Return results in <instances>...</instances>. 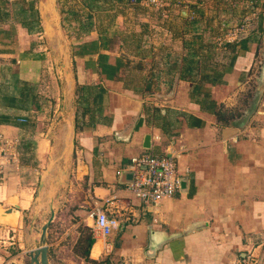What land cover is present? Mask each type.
<instances>
[{"label":"crops","instance_id":"crops-1","mask_svg":"<svg viewBox=\"0 0 264 264\" xmlns=\"http://www.w3.org/2000/svg\"><path fill=\"white\" fill-rule=\"evenodd\" d=\"M7 1L0 132L16 154L0 172V264H29L50 204L47 264H239L248 254L262 264L264 0H171L168 13L144 0H74L72 37L71 7ZM247 16L244 35L218 46ZM146 135L160 138L153 154L179 151L188 171L185 192L155 207L125 188ZM105 201L119 223L108 237L88 216Z\"/></svg>","mask_w":264,"mask_h":264},{"label":"built area","instance_id":"built-area-1","mask_svg":"<svg viewBox=\"0 0 264 264\" xmlns=\"http://www.w3.org/2000/svg\"><path fill=\"white\" fill-rule=\"evenodd\" d=\"M171 0H144V5L150 9L168 13ZM176 5L185 4L184 0H174ZM131 4H136L132 1ZM252 25L250 17H245L239 25L226 31L224 35L218 37V46L224 42L231 43L240 39L246 29ZM19 122L25 120L19 119ZM154 141H159V137H151ZM16 141L8 140L0 132V172L5 162L15 160ZM180 156L179 151H171L164 155H155L152 146L149 150H144L139 156L132 158L124 172L130 175V180L125 184L126 190L134 199L143 205L157 206L164 200L171 199L179 192L180 182L188 175V171L179 173L177 160ZM12 160V161H11ZM123 171L116 174L120 176ZM104 206V208H103ZM103 206L93 205L88 212V216L94 221V230L102 237H108L113 231L117 230L118 220L112 215L109 202L105 201ZM239 264H257L251 254L246 255Z\"/></svg>","mask_w":264,"mask_h":264},{"label":"water","instance_id":"water-1","mask_svg":"<svg viewBox=\"0 0 264 264\" xmlns=\"http://www.w3.org/2000/svg\"><path fill=\"white\" fill-rule=\"evenodd\" d=\"M185 14H186V12H185V10H183L181 16L185 17ZM262 80H264V75L262 77ZM62 101L64 103V96H62ZM142 148L144 150H149L151 148L149 135H146L144 137L143 143H142ZM128 178H129L128 180H130L129 174H128ZM187 184H188L187 179H183L180 182V185H179V192L180 193L185 192V190L187 188ZM48 211H49V217H48L47 221L42 225V227L39 230V238H38L36 246L32 250H30L26 255L29 259V264H47V248L45 245V237H46V231L48 229V226H49L50 222L52 221L54 213H55L52 204H50L48 206ZM11 212H12V210L8 211V213H11ZM157 248L160 249L161 246L159 245L158 247H156V249ZM144 253H145L146 257L151 258L154 256L155 248L153 247V240L152 239H150L149 247L144 251ZM262 264H264V260H263Z\"/></svg>","mask_w":264,"mask_h":264},{"label":"rangeland","instance_id":"rangeland-1","mask_svg":"<svg viewBox=\"0 0 264 264\" xmlns=\"http://www.w3.org/2000/svg\"><path fill=\"white\" fill-rule=\"evenodd\" d=\"M1 1V7H3L4 9H7L8 11H10V5H11V1L9 2V1H7V0H0ZM18 2H23V3H33V5L35 6L36 4H37V2H38V0H17ZM32 1V2H31ZM169 1V0H168ZM171 2V1H170ZM51 3H52V6L53 7H55V8H59V9H64V6H65V9H67L68 10V7H71V11L66 15H63V20H65L64 21V33H65V35L68 37H72V36H74L73 35V32H74V30H73V26H72V24L74 23V18H75V15H74V7L73 6H68V4L67 3H69V5H74V0H51ZM207 6V5H206ZM146 7V6H145ZM148 8V7H147ZM11 9H13V10H11V11H13L11 14H13L14 16V18H22V16L23 15H19V13L18 14H16V12H14L15 11V9H18V8H11ZM16 11H18V10H16ZM67 13V12H66ZM149 14V13H148ZM28 14H26L25 16H27ZM10 19H11V16L10 17H5L4 19H3V21H0V25L2 26H8L9 25V23L12 21H10ZM4 23V24H3ZM9 33V32H8ZM53 77V78H52ZM49 78L50 79H52V82H53V84H54V86L56 87V86H58V83H57V81H56V77L55 76H51V77H49L48 76V80H49ZM59 212V211H58ZM79 231H83V233L81 234L82 236H83V240L84 241H86V238H87V236H88V230L87 229H85V228H81L80 227V230ZM84 245H85V242H84ZM76 248H77V250H78V245H76ZM76 250V249H75ZM76 250V252H78ZM80 252V251H79ZM109 262H111V261H106L105 260V258H103L101 261H99V262H97V263H84V264H109ZM121 264V263H120Z\"/></svg>","mask_w":264,"mask_h":264},{"label":"trees","instance_id":"trees-1","mask_svg":"<svg viewBox=\"0 0 264 264\" xmlns=\"http://www.w3.org/2000/svg\"><path fill=\"white\" fill-rule=\"evenodd\" d=\"M93 244L92 239H88L87 243H86V248L87 250L91 247V245ZM87 252V251H86Z\"/></svg>","mask_w":264,"mask_h":264}]
</instances>
